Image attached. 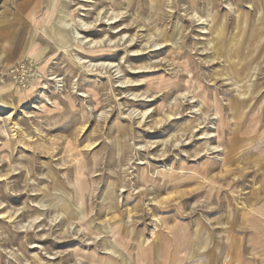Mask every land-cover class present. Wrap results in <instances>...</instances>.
I'll use <instances>...</instances> for the list:
<instances>
[{"label": "rangeland", "instance_id": "obj_1", "mask_svg": "<svg viewBox=\"0 0 264 264\" xmlns=\"http://www.w3.org/2000/svg\"><path fill=\"white\" fill-rule=\"evenodd\" d=\"M66 6L0 84V264H264V0Z\"/></svg>", "mask_w": 264, "mask_h": 264}, {"label": "bare ground", "instance_id": "obj_2", "mask_svg": "<svg viewBox=\"0 0 264 264\" xmlns=\"http://www.w3.org/2000/svg\"><path fill=\"white\" fill-rule=\"evenodd\" d=\"M67 1L68 0H48V5L46 6V8L44 9V12H43V14L42 15H39V16H35L34 17V19H33V25H34V30H35V34H33V35H31V37H30V40H31V38L33 39V42H32V44H31V46H30V50H29V54L30 55H33V56H36L37 57V59L38 60H42L44 57V55H45V53H46V50H47V48H48V46H40V44L39 43H36L35 41H36V36H37V32L40 30V28L42 27V25L41 24H43V26L44 25H48L49 26V28L50 27H53V25H56V24H59V23H63V24H65V20L67 19V18H69V17H71V19H72V16H71V14H70V12H69V9L67 8V6H66V3H67ZM231 6V5H230ZM192 7V6H191ZM59 9H61V10H59ZM194 10V9H193ZM58 11V14H57V16L56 15H54L56 12ZM157 11V10H156ZM155 11V12H156ZM233 11V10H232ZM196 12V11H195ZM114 14V13H113ZM201 14V13H200ZM199 14V15H200ZM54 15V16H53ZM196 15H198V14H196ZM195 15V16H196ZM199 17V16H198ZM78 19V18H77ZM109 19V18H108ZM116 19V18H115ZM200 19H203L202 17H200ZM79 21H81L82 22V20L79 18ZM113 21H114V19H113ZM80 22V23H81ZM206 22V19H203V24ZM71 23H72V25L74 26V28L76 29V30H78L76 27H75V25H76V20H74V19H72V21L70 22V23H67L66 22V24H65V26L66 27H68L69 28V26H71ZM78 23V22H77ZM82 24V23H81ZM85 24V23H84ZM83 25V24H82ZM81 25V26H82ZM205 26V25H204ZM203 27V26H202ZM204 30H205V28H204ZM75 34H76V38H78L80 41H84L83 39H80V33L77 31V32H75ZM75 36V35H74ZM62 38V37H61ZM75 38V39H76ZM59 41V40H58ZM35 42V43H34ZM81 42V43H82ZM88 42V41H87ZM175 43L177 44L178 42L177 41H175ZM68 43H67V41L65 42V44L64 45H59L58 46V49L59 50H61V51H63V52H65L66 54H67V56L69 57V58H73V56L71 55V53L69 52L70 51V47L72 46V45H75L74 43L71 45V46H68L67 45ZM75 46H77V45H75ZM159 46V45H158ZM75 54V53H74ZM76 56V55H75ZM76 58H77V60H78V62L79 63H83L82 61V58L80 57V56H76ZM87 62V61H86ZM110 65V64H109ZM90 66H91V64H90ZM95 66H96V64H95ZM115 66V65H114ZM117 66V65H116ZM85 67V66H84ZM112 67H113V65H112ZM41 69V72H42V74L45 76V75H49V73H48V69L46 70V66H45V64L40 68ZM88 70V69H87ZM50 71V70H49ZM49 78V77H48ZM122 79V78H121ZM40 80H41V78H39L36 82H35V84H37L38 82H40ZM57 81H58V83H60L61 82V79H57ZM35 84H33L32 86L34 87V85ZM125 84V83H124ZM59 86H62V85H59ZM32 87V88H33ZM31 91V90H30ZM40 93V95L39 96H42V97H45V98H48V95H47V93L45 92V91H40L39 92ZM246 93V94H245ZM245 93H240L241 94V96H243V94L244 95H247V94H249V93H251V89L249 88L248 90H247V92H245ZM19 97H20V99H25V97H26V95H25V93H23V92H21V93H19ZM235 110H236V108H235ZM144 111V110H143ZM145 112V111H144ZM149 111H147L146 113H148ZM10 114V113H9ZM11 115V114H10ZM168 115V114H167ZM221 115V114H220ZM217 116L216 115V117H219V118H221V116ZM172 116V115H171ZM168 117V116H167ZM248 131V130H247ZM247 131L244 133L245 134V136H246V134H249V133H247ZM250 141V140H249ZM251 142V141H250ZM236 144L237 143H232V145H231V147H229V148H227V150H232L231 148H233V147H235L236 146ZM248 145H250L249 143H248ZM245 147V149H246V147H248V146H244ZM245 149H243V150H245ZM242 150V151H243ZM78 179H79V177H78ZM81 180V179H80ZM123 184V183H122ZM81 194V193H80ZM70 199H73L74 200V203H75V205H76V208H77V210H78V212L80 213V216H85V213L84 212H82V210H81V207L79 206V205H81V203H79V205L77 204V202H76V200L68 193V198H62L61 199V202H64V203H69L70 202ZM79 200V199H78ZM86 201V200H85ZM264 207V206H263ZM258 208V207H257ZM256 208V209H257ZM261 209V208H260ZM259 209V210H260ZM261 211V210H260ZM252 212V211H251ZM62 214V213H61ZM58 216V215H57ZM76 222V221H75ZM72 223V222H71ZM252 223V222H251ZM258 226V225H257ZM260 227V226H259ZM73 228V227H72ZM254 228V227H253ZM259 230V229H258ZM120 232H121V226H120V224L117 222L115 225H112V226H110L109 228H107V233H109V234H111L112 236H113V238H114V243H116V245H119L121 248H124L125 246V244L123 243V241H122V238H121V234H120ZM190 232V231H189ZM185 233H187V232H185ZM262 233V232H261ZM185 235V234H184ZM195 236H200V232H198L197 231V233H196V235ZM254 236H256V235H254ZM258 236V235H257ZM100 238V237H99ZM199 239V238H198ZM171 240V239H170ZM186 241H187V239H186ZM169 243V242H168ZM185 245V244H184ZM259 245V244H258ZM189 246V245H188ZM240 246V245H239ZM139 256L143 259V260H145V259H148V261H149V255H148V251H147V249L146 248H144V245L143 244H140L139 246ZM188 248V247H187ZM157 249L159 250L160 248H159V246H158V244H157ZM239 250V248L236 246V250ZM259 249V248H258ZM257 249V250H258ZM106 250L111 254V255H114V256H116L117 254H118V251L116 250V248H114V245L112 244L111 245V247H106ZM184 250H186V249H184ZM185 252V251H184ZM255 252V251H254ZM167 251H166V257H167ZM239 256L237 257V261H236V264H239L240 263V260H241V257H242V246H241V248H240V251H239V254H238ZM112 259V258H111ZM141 259V260H142ZM139 262V261H138ZM151 262V261H150ZM172 264V263H171ZM253 264V263H252Z\"/></svg>", "mask_w": 264, "mask_h": 264}, {"label": "crops", "instance_id": "obj_3", "mask_svg": "<svg viewBox=\"0 0 264 264\" xmlns=\"http://www.w3.org/2000/svg\"><path fill=\"white\" fill-rule=\"evenodd\" d=\"M37 3H39V0H3L1 2L0 84L4 80L5 76H9L11 74L13 64L22 54H24L22 52L26 51V56L29 55V48L33 39H29L27 50L22 44L25 42L24 37H26V30L27 28H30V25L32 26L31 35L35 34L33 19L37 15V12L34 13L37 8ZM192 239L194 240V238ZM187 240L188 241L184 244L186 249L190 251L193 247V241L190 240L189 237ZM163 252L164 251L159 252L157 249V242H155L153 244L154 263L158 262L159 264H164L162 257Z\"/></svg>", "mask_w": 264, "mask_h": 264}, {"label": "built area", "instance_id": "obj_4", "mask_svg": "<svg viewBox=\"0 0 264 264\" xmlns=\"http://www.w3.org/2000/svg\"><path fill=\"white\" fill-rule=\"evenodd\" d=\"M21 68H24V66H21ZM24 72V71H23ZM27 76V75H26Z\"/></svg>", "mask_w": 264, "mask_h": 264}]
</instances>
